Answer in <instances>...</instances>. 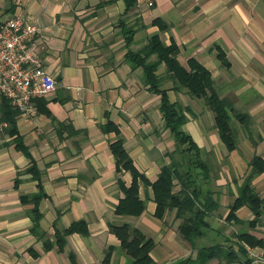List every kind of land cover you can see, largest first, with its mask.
Masks as SVG:
<instances>
[{
    "label": "crops",
    "instance_id": "crops-1",
    "mask_svg": "<svg viewBox=\"0 0 264 264\" xmlns=\"http://www.w3.org/2000/svg\"><path fill=\"white\" fill-rule=\"evenodd\" d=\"M15 14L41 27L46 41L40 56L56 89L40 98L39 106L47 114L37 102L32 112H18L15 129L22 147L8 126L0 128V264H104L108 251L107 264H129L110 230L111 224L124 223L152 239L150 256L157 264L195 258L199 248L210 246L237 254L238 261L227 264H255L254 256L264 253V172L250 182L263 201L259 214L255 216L247 204L240 205L234 217L228 214L251 159L264 161V0H136L129 10L124 0H0V20ZM155 18L167 29L160 31L152 23ZM124 27L134 30L129 43ZM153 34L167 45L174 40L182 65L189 58L199 61L210 72L219 97L232 107L236 146L227 151L204 100L176 90L165 65L156 66L159 89L170 102L186 108L183 130L209 166L208 180L198 179L216 206L205 217L209 228L193 243L179 235L175 209L162 218L154 215L150 186L139 184L145 203L139 216L114 213L123 196L117 178L128 185L131 176L116 172L109 145L118 135L102 130L108 121L118 127L134 166L150 182L163 165L179 158L180 147L159 109L160 95L143 82V68L132 66L126 57ZM218 50L228 67L218 60ZM235 113L245 116L243 122ZM32 165L45 195L36 205L40 235L31 231V196L38 192ZM80 221L87 234L70 233L59 248L56 236ZM244 233L261 240L262 246H248L238 238ZM218 262L214 258L206 264Z\"/></svg>",
    "mask_w": 264,
    "mask_h": 264
},
{
    "label": "trees",
    "instance_id": "trees-1",
    "mask_svg": "<svg viewBox=\"0 0 264 264\" xmlns=\"http://www.w3.org/2000/svg\"><path fill=\"white\" fill-rule=\"evenodd\" d=\"M126 10L132 8L136 0H124ZM156 24L160 31L167 29V26L160 18L152 21ZM134 30L130 27H124L122 34L126 43L131 42V36ZM179 52L178 45L171 40L167 45L158 34L148 37L146 44L138 51L127 54V60L132 66H141L143 68V82L148 85L151 92L160 95L159 109L165 121V127L172 135L174 141L180 147L177 151L179 158H172L170 164L163 165L157 178L150 182L142 173L134 166L130 156L123 146V140L119 136L118 127L108 121L102 130L107 132L113 130L118 137L111 142L109 147L115 160L116 172L118 174L129 172L131 181L128 185L121 178H117L119 190L123 196L119 199L115 206L114 213L123 216H139L144 208L145 203L140 199L138 189L139 184L150 186L153 191V200L156 204L154 215L162 218L168 210L175 209V217L180 219L177 231L179 235L189 243L199 238L209 228V223L205 220L208 212H210L216 204L212 201L211 192L202 190L200 187L201 180H208L209 166L199 156V149L190 135L183 130V125L187 121L185 115L186 108L178 103L169 101L165 90L159 89V79L155 71L159 63L165 65V70L169 77L175 83L176 90L184 89L187 94L193 98H202L209 110L214 115V126L224 144L227 151H232L235 146V136L232 132L230 119L232 116V107L227 100L220 98L216 92L210 72L196 59L189 58L187 64L182 65L177 55ZM155 56L154 61L149 58ZM221 65L228 67V62L224 57L223 51H217L216 54ZM38 109L47 114V111L39 106L40 99L36 100ZM18 111L14 109L9 101L5 98L0 99V120L7 123V131L9 134H17L15 129V119ZM240 122H243L245 116L240 113L234 115ZM18 135L15 136L18 145L21 146ZM25 152L26 150L22 148ZM175 154V152H173ZM173 156V154H169ZM30 172H34V176L38 180V192L31 196L34 203L32 210L33 225L31 231L35 235H40L38 231V222L40 213L36 205L43 198L40 175L32 165ZM264 172V161L254 156L250 161V170L244 179L243 185L240 187V193L230 206L228 217H234L235 210L242 204H247L255 216L260 212L262 199L254 193L250 182L256 174ZM179 185V190L174 191V186ZM255 222L251 221V224ZM110 230L120 241V249L129 258V264H157L150 256L153 246L151 238L147 237L138 229H131L128 224L110 225ZM77 232L81 235L87 234L86 225L83 221L73 222L63 233L56 236L58 247L64 244V237L70 233ZM238 238L244 241L248 246H262L261 240L249 234H240ZM48 248V246H46ZM241 253H245V249L240 247ZM218 259V264L231 263L238 261L237 254L231 249H224L220 246L202 247L197 250L195 258L187 257L171 264H206L211 259ZM109 259V251L105 252L103 263L107 264ZM244 264H251L250 260Z\"/></svg>",
    "mask_w": 264,
    "mask_h": 264
},
{
    "label": "built area",
    "instance_id": "built-area-1",
    "mask_svg": "<svg viewBox=\"0 0 264 264\" xmlns=\"http://www.w3.org/2000/svg\"><path fill=\"white\" fill-rule=\"evenodd\" d=\"M45 41L34 20L16 14L0 20V99H7L20 114L32 112L37 99L56 89V80L40 56ZM6 126L0 120V128ZM253 263L264 264V253L254 256Z\"/></svg>",
    "mask_w": 264,
    "mask_h": 264
}]
</instances>
